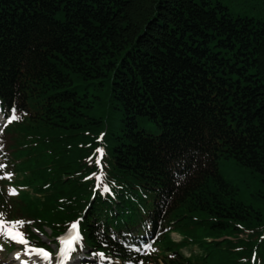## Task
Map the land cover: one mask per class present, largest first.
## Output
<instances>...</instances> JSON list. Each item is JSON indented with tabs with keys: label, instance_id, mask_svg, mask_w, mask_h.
<instances>
[{
	"label": "trees",
	"instance_id": "1",
	"mask_svg": "<svg viewBox=\"0 0 264 264\" xmlns=\"http://www.w3.org/2000/svg\"><path fill=\"white\" fill-rule=\"evenodd\" d=\"M231 1L0 0L8 250L78 223L100 264H264V0Z\"/></svg>",
	"mask_w": 264,
	"mask_h": 264
},
{
	"label": "rangeland",
	"instance_id": "2",
	"mask_svg": "<svg viewBox=\"0 0 264 264\" xmlns=\"http://www.w3.org/2000/svg\"><path fill=\"white\" fill-rule=\"evenodd\" d=\"M226 2H233L231 0H224ZM235 1V0H234ZM141 128H143L146 132L150 133V134H157L159 133V130L155 127L154 124L151 123H147V122H142L140 124ZM236 166H230V167H225L224 169L221 170L222 174L224 175L225 178L231 180L234 183H237L236 178H237V168H235ZM174 236V235H173ZM45 242L50 243L48 240L44 239ZM18 245V244H17ZM21 255V257L24 256V251H18L17 248H15L13 251L7 252V251H3L0 253V261L5 262L7 264H16L17 260H15L14 258L18 255ZM28 261L30 260L27 259ZM31 263H36V264H44V261L42 259L39 258H31Z\"/></svg>",
	"mask_w": 264,
	"mask_h": 264
},
{
	"label": "snow or ice",
	"instance_id": "3",
	"mask_svg": "<svg viewBox=\"0 0 264 264\" xmlns=\"http://www.w3.org/2000/svg\"><path fill=\"white\" fill-rule=\"evenodd\" d=\"M17 117L13 116L12 119H16ZM3 167V166H0ZM9 177L11 174H8ZM107 190V189H105ZM15 190H12V192L14 193ZM13 223H23V222H13ZM78 228V224L77 223H73L72 225V229L75 230ZM6 232L7 235L12 239V240H16L22 244H26L27 241L25 240L23 234L19 231H16L14 228L8 227L6 228ZM80 237V233L77 231L75 233V235H71L69 236L67 239L62 241V244L64 245V248L62 249L64 251L65 254H67L70 250H72V246H73V242L76 240H79ZM34 251L40 255H42L45 259H47L49 257V253L47 251H45L42 248H36L34 249Z\"/></svg>",
	"mask_w": 264,
	"mask_h": 264
}]
</instances>
